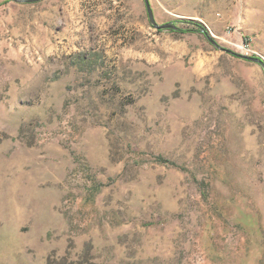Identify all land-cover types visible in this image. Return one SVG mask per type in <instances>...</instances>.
<instances>
[{
	"label": "rangeland",
	"instance_id": "374dc122",
	"mask_svg": "<svg viewBox=\"0 0 264 264\" xmlns=\"http://www.w3.org/2000/svg\"><path fill=\"white\" fill-rule=\"evenodd\" d=\"M150 3L0 0V264H264V68L193 24L264 59V0Z\"/></svg>",
	"mask_w": 264,
	"mask_h": 264
},
{
	"label": "water",
	"instance_id": "95a60500",
	"mask_svg": "<svg viewBox=\"0 0 264 264\" xmlns=\"http://www.w3.org/2000/svg\"><path fill=\"white\" fill-rule=\"evenodd\" d=\"M17 2H21V3H27V2H37V1H40V0H15ZM145 4H146V8H147V12H148V15H149V19H150V22L151 24L158 30H164V29H172V30H176L177 29V26L173 23V22H170V23H167V24H163V25H160L157 23L156 19H155V16H154V10L152 8V5L150 3V0H145ZM200 26V31L202 33H204L208 39L219 49L223 50V51H226L228 53H231L237 57H241L243 59H246V60H249V61H253V62H256V63H259L263 68H264V59L260 58V57H252V56H248V55H242V54H238L234 51H232L231 49H227V48H224L222 46H220L211 36H210V33L206 30V28L202 25H199Z\"/></svg>",
	"mask_w": 264,
	"mask_h": 264
},
{
	"label": "trees",
	"instance_id": "16d2710c",
	"mask_svg": "<svg viewBox=\"0 0 264 264\" xmlns=\"http://www.w3.org/2000/svg\"><path fill=\"white\" fill-rule=\"evenodd\" d=\"M193 24L196 25V27H197V29H195V31L201 33L199 24H195V23H193ZM206 30H207V29H206ZM160 162H165V161H164V159H160ZM94 181H95V183H94V185L91 187V193H92L93 191L97 193V192L100 190V188H101V185L98 183V181H97V180H94Z\"/></svg>",
	"mask_w": 264,
	"mask_h": 264
}]
</instances>
